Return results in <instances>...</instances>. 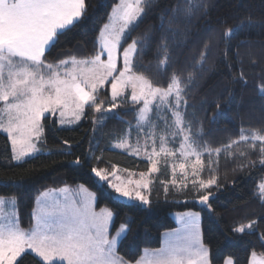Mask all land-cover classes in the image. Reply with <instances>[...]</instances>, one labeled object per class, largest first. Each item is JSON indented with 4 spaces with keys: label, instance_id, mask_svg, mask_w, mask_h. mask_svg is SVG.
Returning <instances> with one entry per match:
<instances>
[{
    "label": "snow or ice",
    "instance_id": "6c2138e0",
    "mask_svg": "<svg viewBox=\"0 0 264 264\" xmlns=\"http://www.w3.org/2000/svg\"><path fill=\"white\" fill-rule=\"evenodd\" d=\"M148 4L149 0H119L112 7L110 22L103 26L94 43L93 55L84 59L69 57L46 62V52L55 48L60 38L86 15L85 0H0V102H3L0 107V131L5 132L11 141L12 159L20 161L38 151L36 142H41L44 136L45 125L41 121L46 118L45 113L54 115L58 111L59 123L64 126L86 115L85 106H95L94 112L99 114L92 120L95 128L113 115L112 110L123 107L117 103L118 100L130 102L133 107L128 110L136 113L137 123L132 125L131 121H125L129 130L119 138L114 148L132 149L134 156L142 152L150 165L148 172L139 173L140 180L128 179L125 184L115 170L107 173L93 167L94 182L109 186L133 206L136 202L147 204L149 201L144 190L149 189L152 181L146 177L160 170L161 156L176 155L167 145L169 137L172 140L180 137V156L184 160L196 157L191 165V187L198 194L203 193L199 195V201L211 210L210 201L216 194L212 188L219 189L220 185L214 175L206 180L196 179L205 168L201 157L208 153V170L211 173L213 153L218 156L233 145L249 140L251 148H256V142H260L259 152L264 156V129L250 131V135H245L246 130L241 129L238 140H232L221 148L213 149L199 143L193 124L185 119L189 106L185 97L195 81L196 69L202 68L207 61L210 42L204 44L198 59L193 58L192 71L186 76L184 68L175 67L177 60L164 36L156 46L155 63H143V56L150 48L153 37L150 32L132 37V32ZM202 7H206L202 0H187L186 6L178 5L172 10L173 17L181 12L190 17ZM233 31L232 28L226 29L224 36ZM104 56L106 59L102 58ZM118 60H122V67L117 66ZM169 68L172 69L170 75ZM160 78H164L163 81ZM105 84L111 85V96L101 99L100 93ZM258 91L264 95V86H260ZM105 103L110 107L106 109ZM160 124H163V131L157 136ZM144 125L149 128L147 133L143 132ZM133 129L137 132L135 147L129 142ZM63 143L68 145L69 142L65 140ZM75 163L82 162L77 158ZM260 163L264 164V159ZM177 167L182 175L187 170L184 162L172 165V186L177 183ZM113 177L116 182H113ZM187 179L185 175V181ZM167 187L165 183V191ZM180 187L187 188L188 184L182 183ZM48 195L47 192L41 193V197ZM253 195L264 204V177ZM6 203H11L8 212L4 210ZM37 205L31 213L35 222L26 230L16 219L15 201L9 202L0 197V264H19V260L29 252L41 258L44 264H132L117 252L118 243L131 231L127 220L113 235L111 227L115 224L112 211L96 213L91 199L78 201L65 197L49 201L37 198ZM198 217L199 213L186 214V218L181 216V228L176 230L175 239L165 241L159 249H146L144 256L135 264H210L208 248L200 237ZM257 227L259 225L255 221H250L234 231L245 232L247 229L254 232ZM260 239L264 241V233Z\"/></svg>",
    "mask_w": 264,
    "mask_h": 264
},
{
    "label": "trees",
    "instance_id": "16d2710c",
    "mask_svg": "<svg viewBox=\"0 0 264 264\" xmlns=\"http://www.w3.org/2000/svg\"><path fill=\"white\" fill-rule=\"evenodd\" d=\"M118 1L85 0L86 15L60 38L55 48L46 52V62L93 55L94 43ZM202 2L206 7L195 10L190 17L182 12L173 17L172 10L178 5L186 6L187 0H149L132 37L145 32L153 37L143 56L145 64L155 63L156 46L162 36L166 37L177 60L175 67L184 68L185 76L192 71L193 58L198 59L204 44L210 42L207 61L202 68L196 69L195 81L187 90L185 98L189 106L185 119L193 124L199 143L215 149L238 140L241 129L246 130L245 135L264 129V95L258 91L264 86V0ZM228 28L234 31L226 37L224 31ZM171 72L169 68L168 74ZM100 96L101 99L110 98L107 85ZM117 103L123 107L112 110L113 115L95 128L92 120L99 115L94 112L95 106H86V115L72 127H58L56 117L46 115L42 118L44 136L39 142L42 152L21 162H13L8 137L0 131V196L15 198L20 226L32 225L31 213L41 191L83 184L96 194V208L106 206L113 212L112 233L126 220L130 224L131 231L117 245L118 254L127 261H136L145 248L160 247L162 233L177 226L173 212L185 210L200 211L201 237L208 248L210 264H223L228 257L233 264H249L253 252L264 255V241L260 239L264 233V204L253 195L264 177L260 142H256V148L250 147L249 140L233 145L218 156L213 153L211 173L209 155L204 153L205 168L200 179L214 175L220 185L219 189L212 188L216 194L210 201L211 210L199 203V195L203 193L192 189L193 178L185 181L184 175L176 174V186L171 185L173 174L165 163L150 175L149 202L146 205L136 202L133 206L130 201L117 197L109 186L94 182L91 172L93 167L111 170L118 165L148 171L150 166L146 158L111 147L129 129L125 121L132 124L136 121V113L128 110L133 107L130 102L118 100ZM104 107L110 105L105 103ZM152 119L156 117L153 115ZM65 140L68 145L63 143ZM88 157L100 159L88 160ZM77 158L81 164L75 163ZM185 182L188 187L181 188ZM250 221L259 225L254 232L234 231L239 224ZM19 264L44 262L29 252Z\"/></svg>",
    "mask_w": 264,
    "mask_h": 264
},
{
    "label": "rangeland",
    "instance_id": "374dc122",
    "mask_svg": "<svg viewBox=\"0 0 264 264\" xmlns=\"http://www.w3.org/2000/svg\"><path fill=\"white\" fill-rule=\"evenodd\" d=\"M119 2V1H118ZM117 2V3H118ZM112 12V11H111ZM111 14V13H110ZM110 21L108 20V22L107 23H109ZM104 26V25H103ZM103 28V27H102ZM101 32V31H100ZM99 36H100V34H99ZM103 59H106V56H104V57H102ZM80 59H83V58H80ZM117 66L118 67H122V60H118V62H117ZM68 68L69 69H71L72 68V65L71 66H68ZM107 85V87H108V90H109V94H110V96H111V85L110 84H105L104 85V87ZM129 96H130V91H128V93H127ZM3 106V102H0V107H2ZM86 107V106H85ZM109 108V107H108ZM107 109V108H106ZM84 111H85V109H84ZM46 115H50V116H55L56 117V122H57V126L58 127H72V126H74V125H76L83 117H81V119L79 120V121H75L74 123H72V124H66V125H64V126H61L60 125V123H59V119H60V116H59V112L57 111L54 115L53 114H50V113H45V116ZM163 115V114H162ZM69 116H70V111H69ZM169 119H170V117H169ZM42 122V121H41ZM136 123H137V121H135V123H133L132 125H136ZM129 128V127H128ZM129 130V129H128ZM127 130V131H128ZM126 131V132H127ZM149 131V128H148V126L147 125H144L143 126V132L144 133H147ZM162 131H163V124H160V127L158 128V130H157V136H159L160 134H162ZM1 132H3V131H1ZM3 133H5V132H3ZM6 134V133H5ZM7 135V134H6ZM136 136H137V132H136V130L135 129H133L132 131H131V136H130V138H129V142L132 144V146L133 147H135V142H136ZM7 137H8V135H7ZM43 139V138H42ZM180 137H177L175 140H172V138L171 137H169V143H168V147L169 148H171V149H173V151L176 153V155L175 156H172V157H164V156H161L160 158H159V164H158V166L160 165V164H162V163H165V165H168L169 166V168H170V170H171V172H172V165L173 164H176V165H178L179 163H181V162H184V163H186V165H187V170H186V173L184 174V176L186 175L187 177H191V178H193L192 177V170H191V165H192V163L195 161V159H196V157L195 156H190L187 160H184V158L183 157H181L180 156V154H179V148H180ZM8 140H9V143H10V146H11V141H10V139L8 138ZM119 142V140H116V141H114L112 144H111V147L113 148V149H117V148H114V145L115 144H117ZM159 143V141L157 140V144ZM36 147H37V149H38V151L37 152H35V153H31V154H29L28 156H26V157H24V159H26V158H28V157H30V156H32V155H35V154H37V153H39V152H42V147L40 146V144H39V142H36ZM117 150H121V151H124V152H126V153H130L131 155H132V149H127V150H125V149H117ZM149 151L151 150V148L149 147V149H148ZM11 151H12V146H11ZM140 157H143V158H146V157H144L143 156V153L141 152V155H139ZM138 156V157H139ZM24 159H22V160H20V161H16V160H13V162H21V161H23ZM201 160L204 162V160H203V158L201 157ZM96 168V167H95ZM97 169H102V170H105L107 173H111L112 171H116V174L121 178V180H123L124 182H125V184L127 183V180L128 179H132L133 181H135V180H140L141 179V177H140V175H139V173H141V172H145V173H147L148 171H138V170H132V169H128V168H124V167H121V166H118V165H114V167L111 169V170H108V169H106V168H97ZM125 170H127V171H125ZM181 173V171H180V169L177 167L176 168V174H179V175H181L180 174ZM94 174V173H93ZM151 175V174H150ZM147 176L146 177V179H151V176ZM182 176V175H181ZM183 177V176H182ZM172 178H173V176H172ZM185 178V177H184ZM196 179H200V175L198 176V177H196ZM113 182H116L115 181V178L113 177ZM48 189V190H47ZM47 189H45V190H47V191H44L43 190V192L41 191L40 192V194L36 197V200H35V205H34V208H37L38 207V205H37V198H41V199H47V200H49V201H51V200H54V199H58V200H63L65 197H68V198H74V199H76V200H82V199H91L92 200V208H93V210L96 212V213H101L102 211H105V210H110L111 211V209H109L108 207H106V206H102L101 208H96L95 207V204H96V194L91 190V189H89V188H87L85 185H83V184H75V185H63V186H60L59 187V189H53V188H47ZM65 189H67V191H64ZM148 190L149 189H146V190H144V194L147 196V198H148V201H149V193H148ZM45 192H47L49 195L47 196V197H41V193H45ZM117 195V197H119V198H121V199H125V200H127V201H129L127 198H124V197H121L119 194H116ZM0 197H2V198H4L6 201H12V200H14L15 201V198L14 197H10V198H7V197H4V196H0ZM137 203H139V202H137ZM199 203H200V201H199ZM140 204V203H139ZM144 205H146V204H144ZM33 208V209H34ZM4 210H5V212H8V211H10L11 210V203H6L5 204V206H4ZM15 212H16V219L18 220V217H17V211H16V206H15ZM33 212V211H32ZM113 213V212H112ZM193 213H199V217H198V227H199V232H200V237H201V228H200V218H201V214H200V211L198 210H185V211H183V212H179V211H176V212H173V218H174V220L177 222V224L179 223H181V221H180V217L181 216H185V218H186V214H193ZM34 219H33V217H32V224H34ZM249 222H244V223H241V224H239L237 227H240L242 224L243 225H247ZM32 226V225H31ZM30 226V227H31ZM21 227V226H20ZM30 227H28V228H23V229H30ZM119 228V227H118ZM117 228V229H118ZM176 228V227H175ZM175 228H173V229H169V230H167L166 232H164V233H162V235H161V245H160V247H158V248H154V249H152V248H145V249H143V251H142V254H141V256L138 258V259H140L142 256H144V254H145V250L147 249V250H149V251H152V250H156V249H159V248H161L163 245H164V243H165V241H167V240H174L175 239V235H176V230L177 229H175ZM179 228H181V225L179 226ZM116 229V230H117ZM116 230L112 233L113 235L115 234V232H116ZM247 230V229H246ZM201 240H202V237H201ZM204 244V243H203ZM205 245V244H204ZM253 253H255L256 255L255 256H253L252 254ZM252 254H251V257H250V260H249V264H264V255L263 254H261V253H256V252H253ZM120 256V255H119ZM208 256H209V253H208ZM38 257V256H37ZM39 258V257H38ZM229 258L230 257H228V258H226L225 259V261L223 262V264H226V262H228L229 261ZM41 259V258H40ZM137 259V260H138ZM42 260V259H41ZM132 264H135V261L134 262H132ZM229 264H233V260L231 259L230 260V262H229Z\"/></svg>",
    "mask_w": 264,
    "mask_h": 264
},
{
    "label": "crops",
    "instance_id": "0c3cea01",
    "mask_svg": "<svg viewBox=\"0 0 264 264\" xmlns=\"http://www.w3.org/2000/svg\"><path fill=\"white\" fill-rule=\"evenodd\" d=\"M69 58V57H68ZM66 59V58H65ZM77 59H79V58H77ZM62 60H64V59H62ZM68 66H71V64H69ZM53 189H59V187H57V188H53ZM48 190V189H47ZM47 190H44V191H47ZM43 192V191H42ZM40 194V193H39ZM7 198H10V197H7ZM15 206H16V204H15ZM181 225V223L179 224H177V226H176V228L175 229H179V226ZM166 232V231H165ZM164 233V232H163Z\"/></svg>",
    "mask_w": 264,
    "mask_h": 264
}]
</instances>
